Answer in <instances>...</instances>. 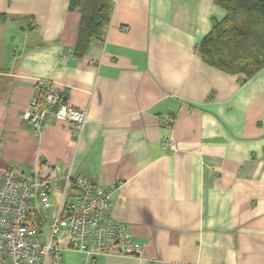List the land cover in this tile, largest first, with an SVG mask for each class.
I'll use <instances>...</instances> for the list:
<instances>
[{
  "label": "crops",
  "instance_id": "0c3cea01",
  "mask_svg": "<svg viewBox=\"0 0 264 264\" xmlns=\"http://www.w3.org/2000/svg\"><path fill=\"white\" fill-rule=\"evenodd\" d=\"M110 1L104 42L78 57L70 0H0V186L41 162L117 185L112 218L143 250L91 264H264V68L246 80L202 59L226 15L214 0ZM41 81L87 111L79 140L20 119Z\"/></svg>",
  "mask_w": 264,
  "mask_h": 264
},
{
  "label": "built area",
  "instance_id": "2783aa9c",
  "mask_svg": "<svg viewBox=\"0 0 264 264\" xmlns=\"http://www.w3.org/2000/svg\"><path fill=\"white\" fill-rule=\"evenodd\" d=\"M20 119L37 135L51 121L67 123L77 140L88 122L87 111L66 104L52 81L39 83ZM162 121L170 125L173 117L165 114ZM163 146L176 150L171 137ZM116 189L74 177L59 163L41 162L28 174L6 168L0 186V264H65L64 252L79 254L81 264L139 256L143 244L126 223L112 218Z\"/></svg>",
  "mask_w": 264,
  "mask_h": 264
},
{
  "label": "trees",
  "instance_id": "16d2710c",
  "mask_svg": "<svg viewBox=\"0 0 264 264\" xmlns=\"http://www.w3.org/2000/svg\"><path fill=\"white\" fill-rule=\"evenodd\" d=\"M214 1L226 15L213 20L198 51L209 65L251 79L264 68V0ZM69 9L80 14L74 52L82 57L92 45L104 42L112 4L110 0H70Z\"/></svg>",
  "mask_w": 264,
  "mask_h": 264
},
{
  "label": "rangeland",
  "instance_id": "374dc122",
  "mask_svg": "<svg viewBox=\"0 0 264 264\" xmlns=\"http://www.w3.org/2000/svg\"><path fill=\"white\" fill-rule=\"evenodd\" d=\"M70 189H71V185L69 186L68 190L70 191ZM63 255H64V260L74 259L73 261L75 264H80V259L78 255H73L72 253H67V252H64Z\"/></svg>",
  "mask_w": 264,
  "mask_h": 264
}]
</instances>
